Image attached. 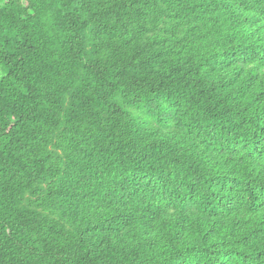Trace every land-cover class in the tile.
<instances>
[{
    "label": "trees",
    "instance_id": "16d2710c",
    "mask_svg": "<svg viewBox=\"0 0 264 264\" xmlns=\"http://www.w3.org/2000/svg\"><path fill=\"white\" fill-rule=\"evenodd\" d=\"M0 264H264V0H0Z\"/></svg>",
    "mask_w": 264,
    "mask_h": 264
}]
</instances>
